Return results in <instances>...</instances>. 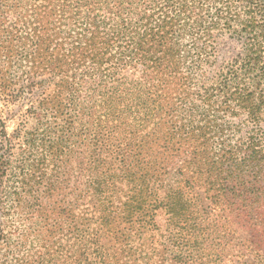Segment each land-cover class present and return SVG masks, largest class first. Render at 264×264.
<instances>
[{
	"label": "trees",
	"instance_id": "trees-1",
	"mask_svg": "<svg viewBox=\"0 0 264 264\" xmlns=\"http://www.w3.org/2000/svg\"><path fill=\"white\" fill-rule=\"evenodd\" d=\"M0 98V264H264V0H0Z\"/></svg>",
	"mask_w": 264,
	"mask_h": 264
},
{
	"label": "rangeland",
	"instance_id": "rangeland-1",
	"mask_svg": "<svg viewBox=\"0 0 264 264\" xmlns=\"http://www.w3.org/2000/svg\"><path fill=\"white\" fill-rule=\"evenodd\" d=\"M144 1L146 2V0H132L133 4L135 6L136 5L139 6V3L144 2ZM99 12H100L101 16L108 18V11L107 10H105L103 8L101 9L99 7ZM121 16H123V15H121ZM53 18L56 20H59V22H61V23H65L67 21V19L64 18V15H62V12L58 9V7H56L53 11ZM70 28L74 29V31H80V28H81L80 21H78L75 25L70 26ZM207 50H209V54L208 55H206V53L199 54V56H198L199 59L206 62L207 60L210 61L211 59L215 58V59H217V61L220 62V60H226L227 58H230L231 56H233L234 52L239 51L240 50V44L234 43L231 39L227 38V36H224L220 40L219 47H216L213 51H210V49H207ZM192 74H194V76L198 80L197 81L198 84L191 88V90L194 91V89H197L199 87V85H202V81L210 82L211 77H212L211 75L213 74V69L208 68V67H204L202 69V71L197 70V71H194ZM171 85H174L175 88H177L176 89L177 92H182L181 88L176 87L175 84H171ZM26 107H27L26 103H24V104H22L20 102L8 103V102L4 101L3 98H0V110L3 114L4 119H5L6 128H7L8 132H10L16 126V124L21 120V118L23 117V114L25 113ZM240 118H243V116H240ZM260 127H261L262 131L264 132V119L261 121ZM198 193L200 194L199 195V200H200V197L202 196L201 191L198 190ZM190 195H192L194 197V194L191 193ZM200 203H201V206H199V208L202 206L203 207L206 206V200H204L203 198H202V200H200ZM207 211H210V210H207ZM164 216H165L164 213L159 211V214L157 216L158 222H162L164 220ZM220 229L222 230V225L220 226ZM218 234H221V233H217L216 235L218 236ZM262 237L263 236H261V238ZM31 241H32L31 242V248H32V251L35 252V254H34V257L30 258L32 260L30 264H41L39 262L42 259L46 260L48 258L47 250H45L44 247H40L39 245H37V243L33 240V238H31ZM46 245H49V243H46ZM52 250H53L52 248H49V251H52ZM237 258H239L237 254L233 256L234 260H237ZM210 259L216 260V261L218 260V258L216 257V251L214 253H212ZM237 262L234 264H237ZM46 263L47 262L44 261V264H46Z\"/></svg>",
	"mask_w": 264,
	"mask_h": 264
}]
</instances>
